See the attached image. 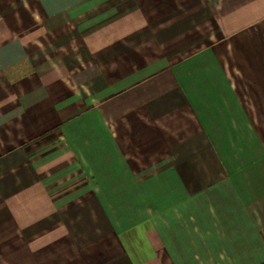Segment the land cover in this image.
Returning a JSON list of instances; mask_svg holds the SVG:
<instances>
[{"label":"crops","instance_id":"obj_1","mask_svg":"<svg viewBox=\"0 0 264 264\" xmlns=\"http://www.w3.org/2000/svg\"><path fill=\"white\" fill-rule=\"evenodd\" d=\"M23 1L0 264H264V0Z\"/></svg>","mask_w":264,"mask_h":264},{"label":"rangeland","instance_id":"obj_2","mask_svg":"<svg viewBox=\"0 0 264 264\" xmlns=\"http://www.w3.org/2000/svg\"><path fill=\"white\" fill-rule=\"evenodd\" d=\"M19 2H20V4H19ZM5 3L10 5L12 8L11 9L12 13L9 14V16L16 17L20 21L21 15L26 11V9H24V12L20 13L21 11H23L21 3H24V1L23 0H5ZM25 3H26V5L31 4L30 0H25ZM31 27L34 29V33L37 34V27H39V26H37V24L34 23L31 25ZM12 36H13V33L10 30H8V32H6V31L4 32L0 29V42L5 40V39L11 38Z\"/></svg>","mask_w":264,"mask_h":264}]
</instances>
